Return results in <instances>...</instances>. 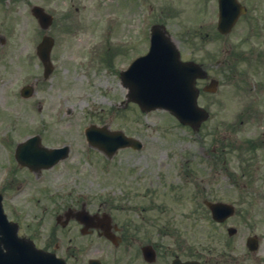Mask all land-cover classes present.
<instances>
[{"label": "rangeland", "instance_id": "1", "mask_svg": "<svg viewBox=\"0 0 264 264\" xmlns=\"http://www.w3.org/2000/svg\"><path fill=\"white\" fill-rule=\"evenodd\" d=\"M262 1L264 2V0ZM33 2H42V0H33ZM110 2L111 0H82V31L80 34H76L79 39L70 36V42H64L60 37L62 35L58 36L59 43L56 44L54 51L57 63L56 73L49 80L40 82L42 87L36 98L33 99L35 103L38 101L43 103L40 113L34 107L37 113L36 120L44 121V123L45 120L50 119L61 121L52 123L54 128L51 129V139L58 143H71L74 153L82 151L79 148L81 142L78 134L82 135V127L86 126L88 121L96 123L98 126L122 129L127 134H132L142 140L143 148L140 151L122 149L109 161L94 149L93 183L90 177L93 170L91 157L87 160H81V156L78 157L81 160V165L78 166L79 169L76 173L71 170L72 164L76 163L77 158L68 159L65 165L58 166V170H52L55 172H52L51 180L52 178L57 179V174L60 175V180L52 184L51 192L48 195V198L52 197L50 203L57 206L58 198L55 196L59 195V201H61L60 197L65 196L69 191L67 200L80 195L88 197L94 193V209L100 208V206H106L107 210L110 209L112 204L105 200L106 197L119 201L117 203L123 207V210H118L115 213L119 221L133 219L138 222L140 217L136 215H144L145 219L150 222L157 220L158 225L171 219L181 227L217 226L209 221L208 214L203 208L196 215L195 208L192 207L201 205L199 192L207 196L226 199L237 197L239 189L231 187L227 182L228 177L225 175L227 172L212 167L210 164L213 156L221 152V146L217 145L219 139L223 140L224 144L222 145L228 143L236 145L239 139L236 130H233L239 108V93L235 87V80L227 82L222 79L215 94L200 96V104L210 110L211 118L196 132L178 123L166 111L154 110L144 113L131 105V102H123L126 89L114 70L103 69L105 62L101 59L107 47L109 49L112 47L111 45L119 42L117 41L118 37L109 31L107 25L109 6L106 3ZM47 3H53L51 7L54 4L64 6L63 0H47ZM77 3L80 5L81 1ZM19 9V42L17 45L19 64L16 69V72H19V83H24L28 79L43 81L41 79L42 67L35 54L33 55L36 42L33 43L31 38H28L32 31V23L28 17L29 12L22 4L19 5ZM252 9L256 8L252 6ZM251 14L252 16L256 15V10ZM150 15H152L153 21L157 17L153 13ZM192 15L193 12H182L170 19V30L175 39L180 38V35L186 36L182 32L187 31V28L190 29L193 25L197 27L198 23L191 20ZM209 19L210 21L216 19V12L213 11V8L207 15V20ZM141 20L149 22L148 7L142 11ZM136 23H132L127 29H131ZM56 25L57 23L52 29L54 34L59 33ZM94 25L98 28L95 31ZM140 25H142L141 22ZM107 31L109 39L106 37ZM124 32L125 24L123 23L119 27L118 35L124 36ZM240 35V29H236L233 34L227 37L225 47L230 45L236 48L235 42ZM93 45L96 67L86 64L90 60L88 53L92 51L93 47L91 46ZM201 45V49L195 48L192 51L194 58L204 62L210 76L219 79L222 70L217 65V61L221 56V43ZM179 46L186 53L191 50L188 45L179 44ZM115 49H121V47H115L112 52ZM133 54L134 52H131L129 58ZM27 56L32 59L29 61L23 59ZM113 58L116 61L114 68L118 71L124 67L128 60V58L124 59L123 53H115ZM99 59L100 62H98ZM21 105L24 104H18L19 113L26 109ZM117 110L122 114H119ZM257 133L260 131L257 130ZM215 149L217 150L214 151ZM226 158V167L231 172V169L236 165L235 152L227 153ZM79 160L77 162H80ZM211 170L218 173V183L208 182L214 176ZM171 185L186 186V193L189 198L191 197L190 203L187 202L177 207L169 197L160 195L161 193L169 194ZM195 186H199L198 191ZM164 187L168 189L162 192ZM146 206H165L166 211L163 215L158 213V209L142 212L141 208ZM135 208H137L136 211H134ZM240 210L244 214L248 213L249 217L248 224L239 222L240 226H251L255 212H259L264 219V202L255 201L252 204H243ZM187 214L191 219L196 217V221L193 220V222L186 218ZM263 224L264 222H262V226Z\"/></svg>", "mask_w": 264, "mask_h": 264}, {"label": "flooded vegetation", "instance_id": "2", "mask_svg": "<svg viewBox=\"0 0 264 264\" xmlns=\"http://www.w3.org/2000/svg\"><path fill=\"white\" fill-rule=\"evenodd\" d=\"M17 3L18 0H0V40L3 41L0 45H7L8 39L15 35L12 13ZM44 10L49 12L45 7ZM62 18L64 21L69 19L75 22V15L72 14L63 15ZM13 60L15 55L9 51V46L6 52H0V145L4 147H0V168L9 170L6 176L9 182L28 187L37 179L44 185L48 181L46 175L48 169L34 172L26 166L27 157L20 156L16 159L15 155L16 141L13 134L17 132L18 122H15L12 115V105L17 103L18 78ZM31 100L24 102L31 104ZM241 117L242 124L243 112ZM246 117L251 121H255L257 117L261 122L264 121L262 113H248ZM26 128L20 127L18 131ZM253 168L254 165L248 163L240 166L242 178L246 182L254 183L258 178ZM259 198L264 200V191ZM236 200L242 201L241 198ZM85 207L92 218L83 217L79 213L82 210L81 204L66 206L63 210L64 212L69 208L71 210L69 221L63 229H60L62 232L60 256L68 264H91V260L94 259V235L98 236L99 231L94 230V208L92 206L88 208L86 205ZM65 219V216H62L61 220ZM231 219H226L224 224ZM232 230L228 227L118 228L115 231L119 238L118 244L110 243L111 260L115 264L120 262L121 264H174L178 259L195 260L199 264H264V227H240ZM179 233L184 234L181 239L185 240L180 243ZM188 234L192 236L186 237ZM250 238H253V242L248 244ZM193 241H195L194 245Z\"/></svg>", "mask_w": 264, "mask_h": 264}, {"label": "water", "instance_id": "3", "mask_svg": "<svg viewBox=\"0 0 264 264\" xmlns=\"http://www.w3.org/2000/svg\"><path fill=\"white\" fill-rule=\"evenodd\" d=\"M234 4L233 0H220L221 19L231 18L235 11ZM196 72L192 64L179 62L176 52L168 56V52H160L154 46L148 55L136 60L130 70L122 73V80L129 87L131 99L137 101L143 110L166 108L182 123L196 127L206 116V113L196 106L197 92L193 88ZM93 135V131L88 132L91 141L99 142L104 150L109 151L117 145L114 142L111 144V141H98ZM211 208L216 214L218 205L213 204ZM8 226L0 211V238L14 237L13 232L8 234L3 231ZM6 242L10 243L11 240ZM14 264H61V262L52 255L44 254L27 245L20 249Z\"/></svg>", "mask_w": 264, "mask_h": 264}]
</instances>
